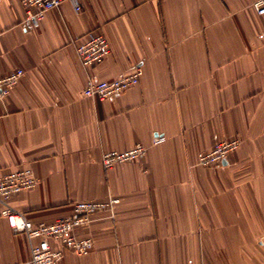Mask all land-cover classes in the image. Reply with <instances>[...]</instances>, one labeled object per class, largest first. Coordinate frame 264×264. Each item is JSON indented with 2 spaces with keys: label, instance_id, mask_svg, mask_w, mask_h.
<instances>
[{
  "label": "crops",
  "instance_id": "crops-1",
  "mask_svg": "<svg viewBox=\"0 0 264 264\" xmlns=\"http://www.w3.org/2000/svg\"><path fill=\"white\" fill-rule=\"evenodd\" d=\"M256 0H80L25 30L20 0H0V77L24 75L0 103V175L31 167L40 183L8 203L53 222L72 203L117 197L79 236L92 251L59 264H264V14ZM103 32L110 55L86 69L75 41ZM139 83L105 101L82 93L88 72ZM165 139L154 143L156 136ZM239 147L220 166L197 154ZM141 143L145 156L102 164ZM0 202V264L29 257Z\"/></svg>",
  "mask_w": 264,
  "mask_h": 264
},
{
  "label": "built area",
  "instance_id": "built-area-1",
  "mask_svg": "<svg viewBox=\"0 0 264 264\" xmlns=\"http://www.w3.org/2000/svg\"><path fill=\"white\" fill-rule=\"evenodd\" d=\"M24 9L21 25L25 30H39L48 12L59 8L65 1H71L77 11L81 10L80 0H20ZM253 6L258 14H264V0H256ZM76 53L81 64L90 69L103 62L111 53L107 36L101 31H91L75 41ZM24 75L23 68H16L0 77V103L4 102L11 90ZM142 69L135 67L130 73L111 79H102L88 72L82 93L95 100L105 101L116 98L135 87L141 78ZM165 136L154 138L161 142ZM241 141L239 138L218 140L211 149L199 151L197 165L220 166ZM147 153V147L141 143L124 150H108L102 154L105 168L139 160ZM40 179L31 167L12 170L0 175V202L4 204L2 214L7 218L15 232L25 234L29 240V257L15 264H59L68 250L78 255L90 253L94 247L91 236H79L78 230L87 228L99 213L113 216L114 206L119 198L109 196L105 199H87L72 203V212L68 216L57 218L53 222H33L26 214L14 210L8 203L12 195L36 187Z\"/></svg>",
  "mask_w": 264,
  "mask_h": 264
}]
</instances>
